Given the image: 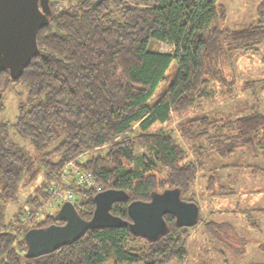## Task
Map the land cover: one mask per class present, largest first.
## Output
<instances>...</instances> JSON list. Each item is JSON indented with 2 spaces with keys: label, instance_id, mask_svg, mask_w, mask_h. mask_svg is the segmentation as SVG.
<instances>
[{
  "label": "trees",
  "instance_id": "16d2710c",
  "mask_svg": "<svg viewBox=\"0 0 264 264\" xmlns=\"http://www.w3.org/2000/svg\"><path fill=\"white\" fill-rule=\"evenodd\" d=\"M94 1L49 0L51 14L38 29L36 54L16 80L0 71V90L20 84L26 88L16 117H0V264L183 260L194 226L178 225L166 213L164 235L141 237L129 229V202L148 201L155 192L177 187L183 200L198 205V176L205 179L203 191L209 198L231 193L219 184L216 171L227 164L209 167V153L225 158L246 148L264 155V113L254 103L237 115L206 112L178 122L184 145L170 131L149 130L197 101L202 106L211 82L221 85L217 92L225 99L234 98L238 88L244 98L252 90L257 101L256 87L264 78L238 82L234 56L256 51L264 41V0H256L254 17L237 28L224 24L227 10L218 0H101L97 6ZM159 43L172 49L163 51ZM172 63L167 88L150 102L167 81ZM84 150L90 156L82 166L92 172L100 190L126 191V200L110 211L127 223L88 228L73 243L26 257L23 236L28 229L61 224L55 212L42 213L43 204L63 164ZM26 186L31 190L20 201ZM71 187L76 212L90 219L97 190ZM37 208L41 216L28 217ZM203 224L210 231L221 225L214 218ZM259 246L264 248V241Z\"/></svg>",
  "mask_w": 264,
  "mask_h": 264
},
{
  "label": "rangeland",
  "instance_id": "374dc122",
  "mask_svg": "<svg viewBox=\"0 0 264 264\" xmlns=\"http://www.w3.org/2000/svg\"><path fill=\"white\" fill-rule=\"evenodd\" d=\"M218 1L222 3L227 10L224 24L229 27L237 28L239 26L246 25L251 20V18L254 17V5L256 0ZM158 47L163 51H169L172 49V47L163 43H159ZM234 61L236 64L235 68L238 82H242L244 79L264 78V41L261 42L258 50L256 51H250L249 53H238L237 56H234ZM174 67L175 65L172 63L168 71L167 81L159 84V86L154 91V95L150 99V102L157 100L161 93L167 88L168 81L172 76ZM221 89L222 87L218 82H211L206 88L209 97L205 101H201L202 106L199 104L200 101H197V103L194 104V106H192L188 111L179 114L173 112L169 122L160 124L155 123L149 127V130L155 131L163 129L170 131L175 136V138L178 139L182 145H184L185 140L180 138L178 135L176 124L185 119L192 118L195 117V115L206 112L215 115H237L244 110H248L249 105L252 106L253 103L254 105L256 104V107L262 113H264V80H262V82H260L256 87L257 101L254 100L255 98L253 99L252 90L250 89L246 92V96L244 98V96L241 94V91L236 88L235 97L232 99L229 98V100L219 95L217 90ZM25 90L26 88L22 84L18 86L9 85L3 89L1 87V118L10 121L16 117L18 113L17 106L21 102V99L25 96V93L23 92ZM247 99L249 101H247ZM247 102L249 104H247ZM14 140L20 144L24 143L28 146L24 138L15 136ZM84 151L87 152V150ZM241 151L242 152L239 153L237 150L229 157L225 158H217L214 153H209L208 158L206 159V161H208L207 163L209 167H214L216 163L227 164L226 167H220V169H217L216 171L220 172L219 184L224 185L226 191L231 193L222 194L221 196H212L209 198L203 191L205 179L203 176L197 177V180L194 182V190L198 199V206L200 208V218L198 224L194 225V227L189 230L190 232L187 240L188 244L186 245L188 255L183 260L173 259L166 264H252V262H259L264 259V248L259 246L257 247V244L255 245L256 242L254 240V238L261 237V234L264 232L254 231L253 235L251 230H243L242 233L244 236L240 237V235L231 234L229 232L230 230L219 232L218 230L212 229L210 231L207 229L208 227L203 224L204 221L211 220V218H218L215 214H210L211 210L215 211V209L218 208L220 210L218 214L223 218L228 214L226 212L230 211L232 208H235V206L239 209L238 213H245L246 206L251 204L258 197V194L264 195V188L261 187L256 193L253 192V187L259 185V183L254 184V178L261 177L264 179V155L258 152H255L254 155H252L251 152L246 148H241ZM87 155L89 158V152H87ZM189 158H192V154L190 153ZM227 173L231 174L227 177ZM246 173L248 174L247 176L249 179L245 178ZM244 188L246 189L244 190ZM215 189L218 190V186ZM30 190L31 188L29 186H26L22 190V193L19 197L20 201L25 199V195L27 192L29 193ZM12 208L13 206L10 207L11 210ZM58 208L59 207H57V209L55 207H51L49 211L43 210L42 213L51 214L56 212ZM254 214L264 215V211H256ZM238 219H240V217H238ZM218 220L220 221L219 218ZM105 264L118 263H116V261L111 258ZM120 264L127 263L121 262Z\"/></svg>",
  "mask_w": 264,
  "mask_h": 264
},
{
  "label": "water",
  "instance_id": "95a60500",
  "mask_svg": "<svg viewBox=\"0 0 264 264\" xmlns=\"http://www.w3.org/2000/svg\"><path fill=\"white\" fill-rule=\"evenodd\" d=\"M100 1L95 0L94 6ZM50 14L49 0H0V71L7 70L12 80L19 78L38 51V29L48 23ZM126 198L127 193L121 188L97 191L93 196L94 209L90 219H83L72 201H62L55 212L61 224L33 227L24 233L26 257H38L73 243L88 228L119 227L127 223L120 215L110 211L114 203ZM126 211L130 231L154 240L167 231L164 214H172L178 225L188 228L198 223L200 208L193 201L183 200L175 187L153 193L148 201L132 200Z\"/></svg>",
  "mask_w": 264,
  "mask_h": 264
},
{
  "label": "built area",
  "instance_id": "2783aa9c",
  "mask_svg": "<svg viewBox=\"0 0 264 264\" xmlns=\"http://www.w3.org/2000/svg\"><path fill=\"white\" fill-rule=\"evenodd\" d=\"M87 158V152L81 151L77 156L63 164L57 176V180L49 186V196L47 201L43 204V207L47 211H49L51 207L57 209L64 200L74 202L75 190H73L71 184L80 188H95L97 191L100 190L92 172L82 166ZM40 211L41 209L37 208L34 212H29L28 217L35 216L38 218L41 216Z\"/></svg>",
  "mask_w": 264,
  "mask_h": 264
},
{
  "label": "crops",
  "instance_id": "0c3cea01",
  "mask_svg": "<svg viewBox=\"0 0 264 264\" xmlns=\"http://www.w3.org/2000/svg\"><path fill=\"white\" fill-rule=\"evenodd\" d=\"M237 150H238L239 153L242 152L241 151V148H239ZM243 156H245V155H243ZM230 174L231 173H227V177ZM247 175L248 174L246 173V177L245 178L249 179V177ZM235 183H237V182H235ZM255 183L256 184L259 183V185L253 187V192L254 193H256L257 190L260 187L261 188H264V179L263 178H261V177H255L254 178V184ZM245 189L246 188H244V190ZM238 210H239L238 207L235 206V208H232L230 211H227L226 213H228V214L226 215V217L223 218V217H221L218 214L220 212V210L218 208L215 209L214 213H212V214H215L220 219V221L218 220V218L215 219L216 221H218V222L221 223V225L219 226L220 228H218L219 232H223L225 230H230L229 232L231 234H233V235L234 234L240 235V237L241 236H244V234L242 233L243 230L244 231H246V230L247 231L248 230L250 231L251 230L252 231V234L254 233V231L255 232H257V231L258 232H264V229H262V228H264V215H262V214L255 215L254 214L256 211H260V210L264 211V195L258 194V197L251 204H249L248 206H246L245 213H238ZM238 217H240V219H238ZM263 238H264V233L261 234V237L254 238V240L256 242L255 245L257 244V247L259 246V243L264 240ZM187 244L188 243L186 241V245ZM244 245H245V243H244ZM250 249H254V248H250ZM186 254H187V250H186ZM263 260L262 261H259V262H252V264H264Z\"/></svg>",
  "mask_w": 264,
  "mask_h": 264
}]
</instances>
